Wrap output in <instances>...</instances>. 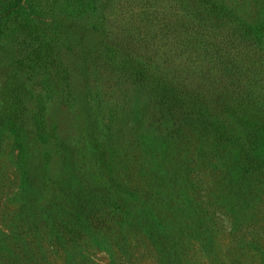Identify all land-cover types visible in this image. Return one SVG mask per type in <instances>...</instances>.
Returning a JSON list of instances; mask_svg holds the SVG:
<instances>
[{"label":"rangeland","instance_id":"rangeland-1","mask_svg":"<svg viewBox=\"0 0 264 264\" xmlns=\"http://www.w3.org/2000/svg\"><path fill=\"white\" fill-rule=\"evenodd\" d=\"M148 87L173 88L178 104L202 105L205 122H231L236 131L234 120L244 119L264 129V0H0V230L20 204L19 156L37 164L38 136L69 135L84 155L95 123L115 146L109 168L127 176L133 103H146ZM203 151L208 157L191 164L192 177L221 161L209 145ZM256 177L257 190L245 193L237 213L217 210L215 194L197 196L210 213L197 215L178 238V264H264L263 166ZM12 238L0 235L11 246L3 262L19 254ZM128 241V255L116 264H157L142 235ZM86 254L90 264L109 263L102 251Z\"/></svg>","mask_w":264,"mask_h":264},{"label":"trees","instance_id":"trees-1","mask_svg":"<svg viewBox=\"0 0 264 264\" xmlns=\"http://www.w3.org/2000/svg\"><path fill=\"white\" fill-rule=\"evenodd\" d=\"M143 92L149 96L146 103H133L132 151L127 153L133 169L127 176L109 168L115 146L97 135L95 123L87 127L84 155L69 135L38 136L33 167L27 165V154H20V204L3 217L5 230H0V235L13 237L19 254L7 262L0 259V264H90L89 248L106 253L108 264H116L118 256L128 255L130 234L150 243L157 264H178V238L197 215L210 213L197 196L215 194L217 210L240 212L245 193L256 189V172L264 167V129L244 119L234 120L236 131L231 122H205L203 106L178 104L173 88ZM144 110L146 115L139 118ZM189 110L196 112L194 117L187 116ZM219 130L218 139L212 138ZM192 141L197 151L179 152V145L185 148ZM206 144L219 151L221 161L204 164L209 174L203 168L192 177L196 170L191 164L208 157ZM58 150L60 164L54 170L50 161ZM9 247L0 241V255L10 253Z\"/></svg>","mask_w":264,"mask_h":264}]
</instances>
